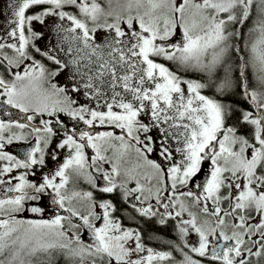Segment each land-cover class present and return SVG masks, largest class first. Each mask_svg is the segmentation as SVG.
Returning <instances> with one entry per match:
<instances>
[{"label":"snow or ice","instance_id":"1","mask_svg":"<svg viewBox=\"0 0 264 264\" xmlns=\"http://www.w3.org/2000/svg\"><path fill=\"white\" fill-rule=\"evenodd\" d=\"M6 11L9 15L0 32V110L18 109L25 122L0 119V162H5L0 163V264H57V253L78 258L82 264L85 259L90 264L163 262L172 252L146 247L145 228L139 223L153 220L162 226L176 222L180 242L166 243L182 253L179 264H253L254 260L261 264L264 90L250 88L246 69L251 65L258 70L257 86L264 89V0H129L128 15L117 14L112 23L107 19L113 13L105 12L98 0H8ZM250 18L252 26L245 33ZM36 24L50 29L56 43L39 47L36 42L45 32L38 31ZM100 28L109 33L102 43L95 36ZM241 40L244 48L239 46ZM245 50L249 57L236 59ZM60 52L67 59L54 54ZM43 60L51 61L52 67ZM69 70L70 87L51 82ZM180 71L202 73L204 79L185 80ZM212 87L222 97L242 87L254 111L240 109L236 123L229 125L236 109L202 94ZM81 91L97 106H75L68 93ZM59 113L89 128L98 122L121 131L117 135L65 130L64 138L48 152L63 123ZM142 113H150L148 123L139 119ZM37 115L55 119H41L40 126L30 124ZM245 124L252 126L250 135L240 132ZM26 128H31L35 145L22 158L6 151L14 140L26 139ZM154 129L160 134L159 161L149 158L157 151ZM172 141L178 145L179 161ZM65 148L69 154L54 173L39 181L28 178L35 176L37 166L43 170L47 155L56 161L58 150ZM132 152L135 163L124 167ZM106 163L110 171L103 167ZM205 163L208 171L198 182ZM14 169L25 171L13 176ZM91 169L102 173L103 186L97 185ZM69 170L86 174L101 194L119 190L127 218L136 227L123 225L112 200L97 199L91 191H74L70 196L62 191ZM131 181L134 187L128 186ZM46 193L66 216L58 211L43 218L44 208L38 202ZM74 198L89 202L87 214L71 206ZM33 201L37 203L26 206ZM25 211L40 218H18ZM193 231L198 237L195 245L188 243ZM82 232L88 233L89 242L82 239Z\"/></svg>","mask_w":264,"mask_h":264},{"label":"rangeland","instance_id":"2","mask_svg":"<svg viewBox=\"0 0 264 264\" xmlns=\"http://www.w3.org/2000/svg\"><path fill=\"white\" fill-rule=\"evenodd\" d=\"M98 2L105 9V12L111 11L113 13V15L111 17H108V19H107V22L108 23L114 22L115 16L117 14L122 15L124 17H126L128 15V3H129V0H111V3H109V0H98ZM7 5H8V0H0V32L3 31V26L6 25V18L9 15V13L6 11ZM73 10L76 11V9H73ZM132 14L135 15V6L134 5H133V9H132ZM222 15L226 16V14H222ZM104 22H105V18L104 17H101L100 23H104ZM48 23H49V25H51V23H52L51 19H49ZM89 26L92 27L91 24ZM35 27H36V29L38 31H44L45 32V37L43 39H41V40H39V41L36 42L39 47H41L43 49V48H45V45H49L50 46L51 44H55L56 43V37L50 31V29H44L39 24H36ZM122 27L124 28L125 31H128L126 24L122 25ZM134 27H136L137 30H138V25H134ZM111 35H113V36L115 35L114 31L111 33ZM95 36H96L97 42L98 43H102L104 41L105 37L109 36V33L107 32L106 29L100 28L96 32ZM177 38H179V36ZM254 38L255 37L253 36V39ZM65 47H66V45H65ZM54 54H58L62 59H67V57H65L62 52H60V53H54ZM241 55H242L241 53H237L236 54V59H238ZM246 57L247 58L249 57V52L247 50H246ZM167 65H168V63H167ZM180 72H183V71H180ZM253 72H255L257 75H259L258 70L257 69H254V68L252 69V66H251L250 67L251 77L253 75ZM186 73L187 74H182V75L179 74V73L178 74L181 75V77L183 79H185V80H199V78H196L194 76H190L188 74L199 75V76H202V79H204L202 73L193 72V71H188ZM69 75H70V70L69 71L62 72L59 76L53 78L51 82L52 83H55V84H58L60 86H68V87H70L71 84H70V81L68 80ZM45 87H48V85L45 84ZM182 87H184L185 90L187 88L186 85H182ZM211 89L214 92H216L215 91V87H212ZM258 90H263V89H258ZM202 94L203 95H206L203 92H202ZM68 95H70L72 97V99L74 101H76V105L75 106H79L81 104H86V103L89 105V107H96L97 106L96 100L93 99V100H91V102H89L88 99L83 95V92L82 91L80 93L69 92ZM247 103H248L249 106L252 107V105L248 101H247ZM101 105H103V101H101ZM100 110H105L106 111L107 109L106 108H101ZM115 110H118V109H115ZM252 111H254L253 107H252ZM37 116L40 117V120L41 119H53V120L55 119L54 117H49L47 115H44V116L37 115ZM58 117H59V119L61 118L60 113L58 114ZM139 119H141L145 123H148L149 122V119H150V113L147 114V115H145V114L142 113L141 116L139 117ZM69 121L72 124H75V123L78 122L76 120H73L72 118ZM80 122H81V125H77V128H82L84 126V123L82 121H80ZM249 127L252 128L251 125H249ZM90 129H92V133L93 134H95L96 132L114 131L115 134L118 135V134H120V131H121L120 129H113L109 125H100L98 122L96 123V125L94 127L90 128ZM151 135L157 140V151H155L152 154H150L149 158L159 161L160 158H159L158 152H159L160 134H159L158 130L154 129L151 132ZM56 136H58V134H56L55 137L53 138V143L50 145L49 149L47 150L48 152H50L51 149L54 148L57 143H59L60 140ZM171 146H172L173 155L175 157V160L176 161H179L181 159V155L179 153L175 152V148L178 145H176V142L175 141H172L171 142ZM58 151H59V156H58V159L56 161H53L52 160L51 155H47L46 156L47 163H46V166L43 168V171L46 174L47 173H54V171L56 170L58 164L59 163H62L63 160H64V158H65V156H67L69 154V149H67V148L62 149V150H58ZM91 155H93V150H92V154ZM108 155L111 156L112 153L109 152ZM125 159H126L127 163L124 165V167H131V165L133 163H135V161H136L135 153L132 152L130 154V157H126ZM165 165H166V167L169 166L167 163H165ZM109 166H111V165L110 164H107V163H106V166H105V164L103 165V167L105 169H107V170H109V169L106 168V167H109ZM207 171H208V164L205 163L204 164V171L198 173V175L196 177V180L198 182H202L203 179H204V176H205V172H207ZM19 172H22V171L21 170H15L14 169L12 173L18 175ZM99 173L102 175L101 172H99ZM34 177L35 178H39V176L37 174H35ZM57 179L59 180V178H57ZM121 179H123V176L121 177ZM70 181H71V184L68 185V187L65 190H62V191H65V193L67 195L70 196L74 191L81 192V193L84 192L85 189H83V187H82V185L84 183V179L81 177V175H79V176L78 175H74L73 177L70 178ZM141 182L142 183L145 182L143 180V178H141ZM96 183L99 186H103V183H104L103 178H97L96 179ZM152 183L155 184V180H153ZM128 186L129 187H134L135 186V181L129 182ZM182 190L186 191L187 189H182ZM48 192H51L50 189L48 190ZM48 197H51V196L48 195ZM36 203L37 202L33 201V202H30L26 206H31V204H36ZM38 203H39V206L40 207L44 208V212H43V218L44 219H50V218L54 217V215L57 214L58 211L60 212V214L65 215L63 212H61L59 209H57L56 206L52 205L51 201L48 200V198L47 199H42V201H39ZM153 203H155V201H153ZM71 206H73L74 208H76L78 211L84 213L89 208V202H86V201H84L82 199H79V198H74L73 201H72V205ZM224 207H227V204H225ZM161 211H163V210L161 209ZM18 218L38 219L40 217L37 214H33V213L29 212V211H25V212L19 214V217ZM184 218L185 219L187 218V214H185ZM174 222L175 221H173V223ZM80 235H81L82 239L85 242H89L90 241V237H89V235H88L87 232H82V233H80ZM197 240H198V237H197L196 233L194 231L193 232H190L189 237H188V243L189 244H192V245H195L196 242H197ZM176 242L179 243V240L176 239ZM145 245H146V247L153 248L156 251H171L172 252V257L169 260H166V261H163V262H161V261H155L154 264H179V262L183 260L182 253H180V255H175L173 253V251H172V248L173 247H169L168 250H163V249H159L158 246L155 245V244L154 245H149V244H146L145 243ZM185 251H187V249H185ZM190 255H192L193 258H195V259H202V258L196 256V254H194V253H190ZM63 257L70 258L71 259V264H82V262L78 258L71 257V256H69L67 254H59V253H57V261H60ZM83 264H90V261L87 260V259H85L83 261ZM205 264H208V262L205 261Z\"/></svg>","mask_w":264,"mask_h":264},{"label":"trees","instance_id":"3","mask_svg":"<svg viewBox=\"0 0 264 264\" xmlns=\"http://www.w3.org/2000/svg\"><path fill=\"white\" fill-rule=\"evenodd\" d=\"M71 10L74 11L73 9H71ZM251 26H252V19L250 18L246 22V24L244 25L243 31L245 33H247L248 28ZM250 39H253V37ZM238 43H239V46L241 48H244L243 40L239 41ZM241 54L247 59L246 50L243 51ZM167 63L171 67L172 70L176 69V66L174 64H172V62H167ZM250 67H251V65H249V67L246 69V74L248 77L249 86H250V88H257V90H258L259 89L257 86L258 75L255 72H253V75L251 77ZM252 69H253V67H252ZM179 74L182 75V74H187V73L186 72H179ZM188 75L194 76L196 78H199V80H202V76L193 75V74H188ZM234 75H238V72L234 73ZM202 92L204 94H206L207 96H209L210 98L220 100L225 104H231L236 109L232 118L227 122L229 125L236 123L237 118L240 116V111H239L240 109L252 111V107L248 105L247 101L243 97L242 87L233 88V90L229 94H227L226 97L220 96L218 93L214 92L211 88H205L202 90ZM240 132H241V134L250 135L252 132V128L246 124L241 125L240 126ZM94 196L96 198H99V199L103 197L99 193H95ZM106 197H109L110 199H112V201L119 207V209H120V206H122V205L126 208V206L123 204L124 203L123 198L120 197V199H119L117 193L108 194V195H106ZM117 213H119V212H117ZM117 213H116V215H117ZM128 222L133 223V224H131V225H133L131 227H136V222L129 220V219H128ZM139 223L141 224L142 227L145 228L144 243H146V244H149V245L155 244L158 246L159 249L168 250L169 248L167 246H169V245L166 243V241H169V240L176 241V239H178L177 233L175 231V223H173V222H168V224L163 225V226L154 223V221H151L147 225H144L143 221H140ZM153 237H159V239H156ZM173 253L175 255H178L179 251L174 249ZM57 264H71V259L68 257H63L60 261H57ZM253 264H255V260L253 261ZM261 264H264V260L261 261Z\"/></svg>","mask_w":264,"mask_h":264},{"label":"flooded vegetation","instance_id":"4","mask_svg":"<svg viewBox=\"0 0 264 264\" xmlns=\"http://www.w3.org/2000/svg\"><path fill=\"white\" fill-rule=\"evenodd\" d=\"M36 59L41 60L42 57H40L39 55H37V56H36ZM42 62L45 63V65H47L48 67H52V62H51V61L43 60ZM69 96H70V95H69ZM71 98H72V97H71ZM0 99H3V98H0ZM72 100H73V99H72ZM24 115H25V114L20 113L18 109L11 108L10 106H4L3 110H0V119H3V120H9V119L16 118V119H19L20 122H25V121L23 120V116H24ZM60 116H61L60 120H61L63 123H62V126H61L60 130L56 132V134H58V136H56V137H58L59 140H61V139L64 138L65 130H67L69 133H71L72 130H73V128H75V130L77 131V134H78L79 131H81V130H89V131L92 132V129H90L89 126H87V125H85V124H84V126H83L82 128H77V125H81V122L79 121V122H77V123H75V124H72V123L69 121L71 118H70L69 116H67L65 113H60ZM39 122H40V117L36 116L35 119L32 120V121L30 122V124H32V125H36V126H40V123H39ZM14 130H15V131H20L19 129H14ZM106 130H107V129H106ZM23 131H24V133L26 134V139H25V140H20V141H15V140H14L13 143L10 144V145H7V146H6V149H5V150L8 151L9 153H11V154H13V155H17L18 157H21V158L23 157L24 152H25L30 146H34V145H35V137H34L33 135H31V128H26V129H24ZM117 131H118V130H117ZM86 154H87V156L90 158V157L92 156V155H91V154H92V150H91L90 148L87 149V150H86ZM159 158H160V157H159ZM0 163H5V162H0ZM105 166H106V164H105ZM165 167H166V165H165ZM106 168H108L109 171H110L111 166L106 167ZM19 170H21L22 172L25 171L24 169H19ZM90 171L93 173V176H94V177L102 178V175H101L99 172H96L95 169H91ZM35 174H37V175L39 176V178H35V177H33L31 174L29 175L28 178H29L30 180H33V179H34V180L39 181V180H41V178L43 177V175H45L46 173H45L43 170H41V169L39 168V166H37ZM47 174H48V175H51L52 173H47ZM12 175L15 176V175H17V174L12 173ZM68 175H69V182H68V184L66 185V188L68 187V185L71 184L70 178L73 177V176L76 175V174H75L74 172H72L71 170H69ZM81 177L84 179V183H83V185H82L83 189H85L84 192L91 191V192H93V194H95V193H99L95 188H93L92 183L89 181V179L87 178V175H86V174L81 175ZM4 178L7 179V175H6ZM56 182L58 183L59 180L57 179ZM66 188H65V189H66ZM65 189H64V190H65ZM50 191H51V189H50ZM48 193H51V192H48ZM48 193H46V194L44 195L43 199H47V198H48V200L51 201L52 198H51V197H48V195H49ZM116 193H117V195H118V197H119V199H120V197H122V196L120 195V191L118 190ZM99 194H101V193H99ZM101 195H102L103 197L100 198V199H109V200H112V199H110L109 197H106V195H108V194H101ZM50 196H51V195H50ZM97 199H99V198H97ZM41 201H42V200H41ZM123 204L127 207L125 201H124ZM60 211L63 212L65 215H67V213L64 212L63 210H60ZM87 211H88V210H87ZM87 211L84 212V214H87ZM82 213H83V212H82ZM127 215H128V214H127V212L125 211V207H124L123 205L120 206V210H119V213H117V216L122 218V223H123V225H124L125 227H131V226H133V225H131V224H133V223L128 222ZM73 219L76 220L77 218H73ZM153 221H154V223H156L155 220H153ZM169 222H173V221H169ZM174 223H175V222H174ZM156 224H157V223H156ZM158 225H159V224H158ZM65 227H67V222H65ZM178 240H179V239H178ZM179 242H180V241H179ZM167 247L169 248L170 246H167ZM173 250H174V248H172V251H173ZM180 253H181V252H179L178 255H180Z\"/></svg>","mask_w":264,"mask_h":264}]
</instances>
